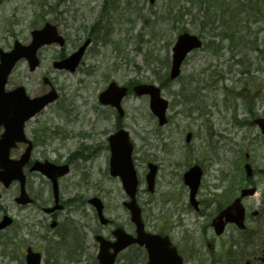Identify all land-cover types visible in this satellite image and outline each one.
<instances>
[{
  "label": "rangeland",
  "instance_id": "374dc122",
  "mask_svg": "<svg viewBox=\"0 0 264 264\" xmlns=\"http://www.w3.org/2000/svg\"><path fill=\"white\" fill-rule=\"evenodd\" d=\"M49 3H59L57 11L55 6L47 9ZM0 6V46L5 48L16 38L29 39L34 26L46 21L56 22L68 36L62 47L65 53L81 40H93L74 73L54 70L52 60L60 48L43 52L41 69L52 77L61 95L29 126V133L45 137L38 146L45 155L74 159L73 171L61 180L64 196L73 198L72 205L59 212V227L52 228L44 219L36 222L46 217L39 209L16 204V186L3 189L1 205L16 221L0 233V264H24V249L18 247L22 244L44 249V264H56L51 257L57 241L74 238L58 236L65 233L69 219L83 224V232L93 239L91 232L99 222L87 200L94 195L105 201L110 217L133 228L123 206L127 195L121 180L109 173L107 138L121 124L131 131L136 144L138 199L145 219L155 217L159 225L178 226L180 216L192 224V217L196 218L189 211L188 187L183 182V172L194 163L204 169L201 193L205 195L222 184L225 174H238L237 163L246 150H254L255 165L264 167L263 141L253 139L254 129L249 126L255 116H264V0H5ZM233 18L235 24L229 27ZM183 27L201 35L205 46L193 51L180 77L170 81L171 49ZM111 80L162 83L163 96L170 100L169 122L160 126L150 110L149 97L133 93L124 99L126 114L120 120L113 107L98 101ZM54 129L57 133H52ZM189 131L194 137L188 143ZM103 145L108 146L101 149ZM98 146L93 156L78 153ZM149 160L161 165L153 193L144 177ZM33 177L31 182L42 186L37 191L47 193L40 197L45 203L51 193L49 183ZM259 183V192L264 194V176L259 175ZM49 236L55 241L50 242ZM69 264L96 263L81 257Z\"/></svg>",
  "mask_w": 264,
  "mask_h": 264
},
{
  "label": "flooded vegetation",
  "instance_id": "af4514ba",
  "mask_svg": "<svg viewBox=\"0 0 264 264\" xmlns=\"http://www.w3.org/2000/svg\"><path fill=\"white\" fill-rule=\"evenodd\" d=\"M25 71L24 73L19 72L14 75L13 79L9 82L10 87L18 85L21 81L19 79L20 77H28V75L32 74L31 78L34 79L33 73L37 69L29 71L26 67ZM46 91H48V85H35L33 89L34 95H42ZM36 142L33 139L32 161L26 166V171H28L31 177L44 178L41 171L31 170L36 160L34 159V155L37 153ZM24 147L25 143H19L14 148L16 151L14 156H19L24 150ZM35 158L45 160L47 157L39 155ZM244 183L246 185L242 188L249 186L248 183L250 185L254 184V180H245ZM31 188L33 189V186ZM28 191L32 196L34 195L30 189ZM237 196V194L234 197L229 194L223 206L219 207L217 204L214 205V215L224 208L225 205L231 203ZM261 196L256 200L252 199L255 195L243 198L242 203L246 217L244 228H240L234 223H228L225 228L226 230L223 233H218L212 224L213 215L210 222L203 224H181V226H177L176 228L164 227L157 224L155 219L151 221L148 219V222L146 221L149 224L147 230L156 235L168 237L170 242H172L169 245V249H171V246L176 248L177 256H174L170 252V257L163 260L165 264H179V262L181 264H264V197ZM207 202L208 200L205 198H200V207L208 206L209 203ZM202 208L195 211L199 213L202 211ZM55 215L53 214L52 216ZM110 222L114 221L110 220ZM115 225L117 226L118 224ZM106 228L108 227L104 226L102 230L103 234L110 242H114L116 236L113 234L112 228ZM129 233L136 235L135 229L129 231ZM148 261L149 254L147 248L141 244H132L117 254L115 264H147Z\"/></svg>",
  "mask_w": 264,
  "mask_h": 264
},
{
  "label": "water",
  "instance_id": "95a60500",
  "mask_svg": "<svg viewBox=\"0 0 264 264\" xmlns=\"http://www.w3.org/2000/svg\"><path fill=\"white\" fill-rule=\"evenodd\" d=\"M176 45L173 47V54H174V60H173V69H172V75L175 77L180 72V66L181 62L184 60L185 56L187 55V52L195 48V46H200L201 41L197 39L195 36H191L188 33H184V35H181L178 40L176 41ZM83 51V49H82ZM81 51L74 54V56L70 57L69 60H67L64 65L69 67L70 69L74 70V67L80 60ZM17 56L13 55L12 59H15ZM13 63H11L10 60H4L0 64V96H4L3 90L6 82V77L9 73V70L11 68ZM139 94L142 93H150L151 94V108L156 112L157 115L160 117V121L162 124H164L166 120V107L168 105V100L163 99L160 97V88L152 85H146L142 84L136 87ZM127 92L126 87H117L115 82H112L111 85L108 87L107 91L102 93L101 100L105 103L112 102L115 105H119L120 103V97L123 96ZM1 102V100H0ZM44 105V104H43ZM42 105V106H43ZM40 108V107H39ZM122 111V110H121ZM123 113V111H122ZM29 117V115L27 116ZM12 116H9L6 113L0 114V122H4L8 128L5 134H3L2 137H0V167H3L0 171V179L4 181V183L8 184L13 180V178L21 177L22 178V167L27 161L29 153L23 156V159L21 161H10L8 159L11 147V142L13 138L18 137V132L22 131V121L20 122V129H15L13 125H9L10 121L12 120ZM24 117L23 119H25ZM258 122L260 126L264 130V119H258ZM129 134L128 131H126L124 128H121V130L113 133L110 137V145H112V159H111V171L114 175H119L123 179L124 188L127 190V192L130 194L132 201L128 202L127 205L130 207L132 214H133V220L135 222H138L139 229H143V222H141V210L139 206L136 203L135 200V194L137 191V184H138V178L136 177V169L135 166H133V158H132V151L134 148V145L131 144L129 140ZM190 135H188L189 138ZM151 171L148 173L147 177L149 180V186L152 188L154 184L155 179V173L157 171V165H152ZM249 170V168L247 169ZM51 175H53V172H51ZM186 175V182L192 187L191 196H194L195 192L198 189V184L200 182L201 178V170L198 166L192 167ZM92 202H94L99 212H101L102 206L101 202L98 201V199L93 198L91 199ZM7 221H10L9 218H6ZM0 226H4V223ZM120 233L116 232L119 236V240H122L125 235H123L121 230H118ZM137 240H139L137 238ZM129 241L126 242V244ZM143 242V239H142ZM126 244H120L117 248V251L119 249H122L126 246ZM151 247V245H149ZM99 257L103 264H113L114 262V256L111 258L110 256H107L104 250L99 254ZM31 264H39V255L38 257H32Z\"/></svg>",
  "mask_w": 264,
  "mask_h": 264
},
{
  "label": "bare ground",
  "instance_id": "6f19581e",
  "mask_svg": "<svg viewBox=\"0 0 264 264\" xmlns=\"http://www.w3.org/2000/svg\"><path fill=\"white\" fill-rule=\"evenodd\" d=\"M114 33V32H113ZM112 33V34H113ZM112 40L114 39V34L111 36ZM115 41H117V39H115ZM76 224H78V222H76Z\"/></svg>",
  "mask_w": 264,
  "mask_h": 264
}]
</instances>
